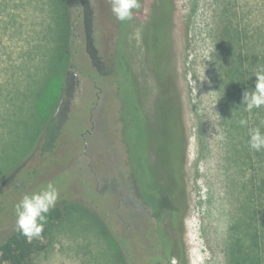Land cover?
Here are the masks:
<instances>
[{
    "label": "rangeland",
    "instance_id": "1",
    "mask_svg": "<svg viewBox=\"0 0 264 264\" xmlns=\"http://www.w3.org/2000/svg\"><path fill=\"white\" fill-rule=\"evenodd\" d=\"M66 1L71 12L62 0H0V188L23 194L21 171L37 169L38 181L63 176L72 190L61 218L46 216L44 249L31 264H151L160 252L155 246L129 244V258L122 257L113 237L130 219L136 230L139 217L142 230H151L147 219L160 218V228L178 241V229L167 221L173 209L168 199L132 185L127 150L133 160L146 150L153 179L145 185L159 187L182 126L188 138L181 171L186 208L179 225L184 261L175 257L174 244L170 264H264V150L254 152L247 144L251 128L264 130V107L248 113L242 104L264 67V0H172V66L182 110L160 90L167 84V52L159 35L156 42L145 32L153 0H141L133 18L120 22L125 36L119 54L128 73L119 92L128 94L133 85V104H120L113 90L105 87V95L97 90L100 82L76 72L62 135L54 152L41 156L37 142L57 105L68 60L79 62L68 56V16L77 2ZM97 1L96 23L102 18L107 24L99 35L105 55L116 19L110 0ZM82 51V66L89 69V50ZM103 132L110 133L107 140ZM16 227V216L4 219L0 241Z\"/></svg>",
    "mask_w": 264,
    "mask_h": 264
},
{
    "label": "trees",
    "instance_id": "2",
    "mask_svg": "<svg viewBox=\"0 0 264 264\" xmlns=\"http://www.w3.org/2000/svg\"><path fill=\"white\" fill-rule=\"evenodd\" d=\"M97 0H76L77 8L75 14L70 17L68 16V37H69V49L68 56L69 59L72 57L78 58V64L75 62H70L68 60L67 70L63 80L62 90L58 97V102L53 110L52 114L49 116L45 122L40 138L38 140V152L41 156H48L54 152L57 147V142L63 132V124L68 119V115L71 109V103L73 100V94L76 84V72L86 75L97 82H100L97 86V90L103 92V94H109L105 87H108V90L114 91V96L117 101L125 105L133 104V100L130 98L131 94L135 91L134 86L128 87V94H123L119 92L120 89L124 86V78L128 71L127 60L120 55L119 50L120 40H124L125 36V26H121L120 22L115 20V33L114 39L110 46V52L108 54H101L104 50V44L101 41L100 30L107 24L102 26V18L96 23L99 18L98 12H100L98 5H95L94 2ZM101 2V1H100ZM63 5L69 8L67 1L62 0ZM70 10V8H69ZM173 11L174 6L172 0H153L149 14L147 16V22L149 26L146 27L145 32L149 37L156 40L158 35L160 39H163L165 44V51L167 52V84L165 87L160 86L162 95L165 93L164 97L169 101L171 105H176L179 110L181 109L180 99L177 93L176 84H175V75L174 69L172 66V47H171V31L173 27ZM71 12V10H70ZM114 18V16H112ZM165 21V22H164ZM128 23V21H127ZM125 23V24H127ZM97 24V25H96ZM124 27V28H123ZM83 29L84 34L81 30ZM89 50L88 54L92 59V66L89 69H85L82 66L81 58L84 51L82 49ZM72 50V51H71ZM125 54V51H123ZM158 56V54L156 53ZM109 82L106 84V82ZM128 86L129 83H128ZM161 95V96H162ZM162 98V97H161ZM165 101L167 102V100ZM135 102V101H134ZM137 102V101H136ZM172 106V105H171ZM119 112V110H118ZM119 116V115H118ZM120 116H122V111H120ZM97 115L95 116V119ZM64 120V121H63ZM95 126V122L93 121ZM92 128L91 133L93 138L95 137V128ZM102 131V129H101ZM106 132L105 129H103ZM102 133L101 138H107L110 136V133ZM105 134V135H104ZM182 138L179 141L178 149H170L168 151L167 160L170 161V168L165 167L164 165V175L160 176V186L159 187H146V182H152L153 179V166H151V159L149 158L146 150H143L139 155V159L133 160L132 157H129V152L127 150L128 159L131 162L132 170L130 178L134 188L140 193H150L153 196L160 197L164 196L168 199L169 203L172 206V211L167 214V221L171 230L178 229V241L174 242L173 237L166 233L160 228L161 219L158 218L153 220L151 218L146 221L149 222L152 228H155V233L159 236V241L162 243L164 252L168 254L167 264L171 261V251L172 245L177 244L176 247L179 249L178 253L175 255L179 261H184V246L181 242V230L179 225L183 220V212L185 211V183H184V174L182 175L181 171L184 169L186 162V152L188 147V138L185 130L181 129ZM105 140V142H106ZM104 141V140H103ZM104 143V142H103ZM126 142H124L125 146ZM107 145H103L102 149H106ZM126 148V146H125ZM176 161V163H175ZM94 162V158L93 161ZM175 163V164H174ZM94 164V163H93ZM173 170L175 171L173 173ZM21 177L23 183V194H18L16 190L10 188L2 187L0 188V225L1 223L15 215L14 206L20 200V198L26 193L38 192L44 188L48 183H53L59 190V199L54 208L50 209L47 213V217L50 221H58L62 215L61 204L67 199L69 194L72 192L70 183L67 182L66 178L63 176H57L53 180H39L41 175L40 171L37 169L23 170L21 171ZM46 175V174H45ZM165 186L161 188V184ZM139 219V218H138ZM133 222V219H130ZM136 222V230H132V222L125 221L122 233L120 235H113L116 242L119 244V250L123 255L129 258V249L130 245L135 248L142 247L146 243L153 244L154 237L153 231L147 228H143V221ZM150 230V232H148ZM45 236V228L40 235V237L28 239L25 237L21 231L16 227L12 232L8 233L6 237L0 241V264H31L33 256L44 249V246L41 242V239ZM146 242V243H145ZM159 254H157V257ZM157 257L154 258V261L157 260ZM153 261V260H152ZM155 264V262H151Z\"/></svg>",
    "mask_w": 264,
    "mask_h": 264
},
{
    "label": "clouds",
    "instance_id": "3",
    "mask_svg": "<svg viewBox=\"0 0 264 264\" xmlns=\"http://www.w3.org/2000/svg\"><path fill=\"white\" fill-rule=\"evenodd\" d=\"M140 7L141 0H110V10L119 22L130 21L134 10ZM191 87L197 91L194 80L191 81ZM242 104L248 113H251L253 109L264 107V67L255 74L254 90L243 93ZM239 123L242 127H246L248 121L241 119ZM247 144L254 152L264 150V130L260 126L250 129ZM59 195L58 188L50 182L38 192L26 193L15 204L16 226L25 237L28 239L40 237L44 230L47 213L55 207Z\"/></svg>",
    "mask_w": 264,
    "mask_h": 264
},
{
    "label": "flooded vegetation",
    "instance_id": "4",
    "mask_svg": "<svg viewBox=\"0 0 264 264\" xmlns=\"http://www.w3.org/2000/svg\"><path fill=\"white\" fill-rule=\"evenodd\" d=\"M139 219H140V217H139ZM138 219V220H139ZM133 230V229H132ZM151 231H153V237H154V240H156V241H153V244H152V246H155V248L156 249H158L160 252H159V256L157 257V260L156 261H154V259H153V261L152 262H155V264H167V257H168V254L167 253H165L164 252V249H163V247H161L162 246V243L159 241V236H158V234L157 233H155L154 231H155V228H152L151 227ZM174 232H175V230H174ZM178 235V234H177ZM172 237H173V239H174V242H176L177 240L175 239V235L173 236L172 235ZM146 243V242H145ZM174 245V244H173ZM172 245V246H173ZM170 264V263H169Z\"/></svg>",
    "mask_w": 264,
    "mask_h": 264
}]
</instances>
